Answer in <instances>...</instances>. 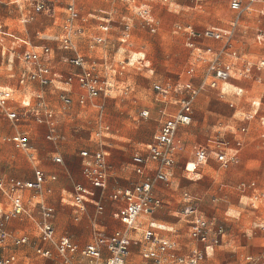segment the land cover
Returning a JSON list of instances; mask_svg holds the SVG:
<instances>
[{
	"label": "crops",
	"instance_id": "1",
	"mask_svg": "<svg viewBox=\"0 0 264 264\" xmlns=\"http://www.w3.org/2000/svg\"><path fill=\"white\" fill-rule=\"evenodd\" d=\"M40 1L44 2L45 8L41 11H37L35 4ZM82 1L83 0H69L66 7L67 13L63 20L61 35H43V39L50 41L52 45L46 42L44 44H35V42L29 38L28 34L23 37L17 36L10 32L7 25L0 22V36L13 39L11 50L14 51V60L12 64L0 65V88L11 92L8 109L19 116V121L14 122L0 111V177L6 182H34L36 179V172L40 171L46 176V182L42 190H27L22 194L27 213L3 223V229L10 234L12 239L4 243L0 242V245H4L9 241L13 242V239L22 237H27L29 240L28 243H30L31 241L27 235L20 236L27 230V227L30 225V220L35 223L39 235V242L45 244V246H36L37 254L38 249L50 251L52 254L51 257L38 254L47 260H38L36 264H67V259H69L72 264H90L88 260L82 257L81 253L88 245L94 242V238L99 232L106 234L108 238L117 232L126 234L130 250V255L127 258L126 264L133 253V248L140 250L146 260V264H157L153 259H147L144 256L146 249L156 251L155 247L145 242V233L149 230L153 231L159 238L175 243L177 249L173 254L178 256L190 255L195 250L204 248L202 244L192 239L190 233V220L182 213L189 205L185 198L186 195H189L198 200L200 214L213 225L209 238L211 248L207 251L205 259L201 264L241 263V260H235L237 257L236 254L239 252L249 253L242 257V264H244V260L248 256L257 259L259 264H264V235L258 232H255L252 236L248 234L247 221L251 217V213L245 212L246 207L243 205L242 200L238 201L232 207L228 208L225 206L220 211L216 210V214H212V217L208 218L204 208V197L200 194L184 192L188 188V185L182 182L179 176L176 177L173 171L179 160L177 137L175 163L173 167L164 169L167 181H156L153 188L155 196L162 200V208L151 215H141L134 228L129 229L120 219L125 212V202L121 200L114 201L111 198L112 195L120 191L129 189L135 184L142 183L149 178L153 179L155 177L159 170V165L157 162H153L149 159L147 154L148 148L155 142V137L160 133L164 123L178 114L182 99L191 97L188 92H178L174 90V88L178 85L185 86L191 84L198 90L206 80L209 64L212 60V56L206 53L207 49L211 48L215 53L222 51L220 60L228 69L229 78L225 81H219L215 88L209 86L210 80L208 79L203 89L193 97L194 114L193 121L190 125L193 124V129H198L200 131V137L213 135L217 128L223 127L226 124L225 120L228 116L226 106L224 103L216 101L217 97H223L224 95L222 88L224 84L239 88V93H242L244 88L236 85V82L242 79L254 81L264 86V68H259V65L264 62V59H260L256 63L251 62L245 58L246 55L239 53L236 48L234 34L237 30L239 21H234L229 29H222L216 26L197 29L191 24L184 26L176 24L174 33L185 36L186 46L192 50L191 56H193V63L186 71V75L190 78L189 80L177 82L175 84L154 85V90L156 85H160L164 88L170 86L172 89L165 96L155 92L163 98L164 102L168 98L174 99V102L165 104L159 111L164 118L160 131L155 134L152 143H146L139 139V136L136 138L128 136L120 137L116 129L113 128L111 130V126L106 122L101 123L100 130L95 133V138H105L106 136H102L103 134L110 136L106 141L108 144L107 148L105 149L103 145H101L98 149V144L93 141L95 139L93 135L89 138L86 137V140L82 141V136L76 134V130L79 132L81 128L75 125V121L78 120L81 115L88 114V110L86 109L87 106L99 108V119H102L104 105L97 104L95 101L108 97L114 88V78L115 74L118 73V69L113 68V63H111L110 69H113V76H103L89 66L88 56L84 55L79 50V43L86 37L87 32V28L84 24L86 19L82 15V10L87 9L88 11H92L99 5L98 3H92L88 7H83L80 5ZM124 1L132 8L134 14L149 27L152 33H156L161 29L162 25V20L155 14L157 5L169 6L176 2V0H174L171 4H165L161 0ZM48 2L49 0H24L21 3H16L14 0H0V5H16L21 8L28 3L31 7L28 13H32L30 19L34 20L37 18V20H40V16L48 15V13H46L48 8L54 7L53 5H48ZM256 2L264 3V0H257ZM70 6H74L78 13L77 19L73 22V29L75 31L73 40L76 46V54L84 59L86 69L93 71L101 79L108 81L110 89L106 96H101L96 99H91L87 96L86 92L80 88L79 83L75 79L76 75L79 74L82 69L74 67L70 62L76 54L62 47L61 40L65 35V26L70 17ZM98 7H100V11L106 12L108 16L102 17V19L107 20V22H104V24L100 26L101 33L95 36L93 40L96 45L106 42L107 34L110 29V22L112 21L111 14L113 12L109 7ZM145 7L149 10L148 19L156 26L155 32L152 31L151 26L147 24L146 19L141 17L138 13V8ZM250 9L251 7L248 8V10ZM52 12L53 10L50 11V13ZM178 27H182L183 29L190 27L197 31L215 28L228 34L230 41L227 39L221 42L205 39H191L186 32L177 31ZM125 28L123 40L127 41L130 37L129 31L131 25L126 23ZM33 29H38V26H33ZM98 39H102V41H98ZM256 41L259 45H264V30H261L257 34ZM94 44H90L89 48L94 49ZM46 49L49 50L48 54L44 53ZM25 53L37 55V60L26 61L24 58ZM233 53H236L237 56H233ZM15 55L17 59L16 62ZM105 64H107V61H105ZM38 66L50 69L52 80L48 85H43L38 81L29 79L31 72H34ZM248 68H250V72H247ZM191 71H193L192 74L190 73ZM119 74L121 75L122 72ZM220 88H222L221 92H219ZM122 90H124V94H129V87L126 86L122 88ZM213 90H218L219 93ZM62 95H66L71 99L72 102L70 105L64 104L61 99ZM200 96L203 97L198 101L195 108V103ZM83 98L85 99L84 104L81 103V99ZM49 112L54 114L53 121L51 122L52 124L45 120L46 114ZM144 113L149 114V112ZM187 126H180L179 129ZM241 131L242 133L236 134L230 131V138L211 136L204 143L197 144L192 152V161L186 163L185 172L198 175L202 173V170L205 169V166H207L210 160L218 162L220 167L224 170L229 169L233 164H237L240 161L241 152L246 141L245 133L247 130L243 128ZM18 135H24L28 138L30 145L29 149H17L9 141L11 138ZM112 139L127 143L133 142V144H138L140 146L146 145L147 150L144 153L136 152L131 164L129 155L126 152V146L121 143H114ZM226 143L229 144V147L226 149L229 156H233L237 153L236 159L228 166H223L214 154L210 155L207 163L204 165H196L195 154L198 147L204 146L210 149H216L219 144ZM84 144L88 145L89 148L83 149L82 145ZM238 144H240V146ZM83 152H89L90 155L97 153L105 155L108 165V179L105 189L95 188L85 177L84 168L88 164L93 163V158L92 156L90 158L83 157ZM137 155H142L145 159L142 166H138L134 161V157ZM57 159L61 161L57 162ZM243 164L247 165L246 162H243ZM138 169H140V172ZM252 184H254V186H251ZM78 185L84 187L88 192L93 194V196L85 195L82 205H78L75 202V197L77 196L76 186ZM239 188L252 189L255 193V195L252 196V199H255V203L252 205L255 206L259 204L264 207V200L259 199L260 194L264 193V190L260 191L255 181L243 182L239 185ZM212 200L214 203L216 202L215 197H213ZM181 202H183L184 205H181ZM42 205L54 210L51 224L55 230L56 241L59 242L61 238L66 237L69 238L77 248L75 251L69 252L67 257L59 255L54 244L44 242L40 238L38 223L42 220L40 212V206ZM99 206H102V211L99 210ZM11 210V201L6 194L0 190V214H8ZM231 210L235 211L236 214H230L229 212ZM242 214L243 216L241 217ZM254 220L255 222L260 220L255 228H259L260 231L264 233L262 229V226H264V214L262 213L260 216H255ZM186 228H188V230H186ZM158 231H163V235L160 236ZM222 236L226 238L224 239ZM217 239H219V243L216 242ZM186 240L188 242H185ZM102 254L103 259L109 255L106 247L103 248ZM9 257H15V262L13 264L18 262L15 254H10L1 258ZM163 257L164 259H168L170 255L167 254ZM95 263L101 264L102 260H97Z\"/></svg>",
	"mask_w": 264,
	"mask_h": 264
},
{
	"label": "rangeland",
	"instance_id": "2",
	"mask_svg": "<svg viewBox=\"0 0 264 264\" xmlns=\"http://www.w3.org/2000/svg\"><path fill=\"white\" fill-rule=\"evenodd\" d=\"M68 3L69 0H49L47 4L54 7L48 8L46 10L48 15L40 16V20L30 19L32 13H28L31 8L28 3L21 8L16 5H0V22L7 25L10 32L17 36L23 37L28 34L35 44L50 43L43 39V35L62 34ZM92 3L109 7L113 11L109 33L105 43L94 44L95 36L101 33L100 26L107 22L102 17L108 15L100 11L98 6L92 11L82 10V15L86 19L84 24L87 32L86 37L79 43V50L88 56L89 66L97 73L113 76V69H110L111 63L113 68L118 69V73L115 74V85L108 97L95 101L97 104L104 105L102 119H99V108L87 106L88 114L81 115L75 121V125L81 128L79 132L76 130V134L82 136V141L92 135L95 138L101 123L106 122L111 126V130L114 128L118 131L117 134L120 137L139 136L138 138L146 143L153 142L155 134L160 131L164 121L159 112L160 109L165 104L174 102L171 98L164 102L163 98L155 92L154 85L175 84L190 79L186 71L193 63L192 50L186 46L185 36L174 33L176 24L181 26L191 24L197 29L211 26L229 29L234 21H239L234 34L238 52L246 55L245 58L254 63L264 59V45H259L256 41L257 34L264 30V3L251 4L247 1L242 12L231 8V0H176L169 6L158 4L155 14L162 20V25L156 33L150 31L124 0H83L80 5L88 7ZM249 7H251L250 10H248ZM51 10H53L52 13H50ZM126 23L131 25V29L130 37L124 41ZM33 26H38V29H33ZM90 44H94V49L89 48ZM12 45V38L0 36V65L12 64L14 60ZM16 60L15 55V62ZM120 72H122L121 75ZM236 85L243 87L244 91L239 93V88L224 84L223 97L219 96L216 99L217 102L225 104L228 116L225 120L226 124L217 128L215 134L200 137V131L193 129V124L179 129L177 135L179 160L173 171L176 177L179 176V179L188 185L184 192L200 194L204 197V208L208 218L212 217V214L215 215L216 210L220 211L225 206L232 207L242 200L246 207L245 212L251 213L247 221L248 234L252 236L258 232L264 235L259 228H255L260 220L257 222L254 220L255 216L264 214V207L259 204L252 205L255 203V199H252L255 195L252 189L239 188L243 182L255 181L260 191L264 190V86L246 79L236 82ZM126 86L130 90L128 95L122 90ZM213 91L218 92V90ZM202 97L200 96L196 101L195 108ZM144 112L149 114L144 116ZM243 128L247 130L246 141L237 164L224 170L218 162L210 160L202 173L198 175L185 172L186 163L192 161V152L197 144L204 143L211 136L230 138V131L233 134L242 133ZM102 136L106 137L93 140L98 144V149L101 145L105 149L108 146L106 141L110 135ZM112 140L114 143L126 146L131 164L136 152L144 153L147 150L146 145ZM82 148L87 149L89 146L84 144ZM213 197L216 198L215 203L212 200ZM181 205L184 203L181 202ZM229 213L236 214L233 210ZM29 222L27 230L20 236L27 235L31 242L14 245L12 241H9L0 245V258L15 254L18 259L16 264H36L38 260H47L36 252L37 245L45 246V244L38 240L35 223L30 220ZM185 225L187 227L186 223ZM158 233L162 236L164 232L158 231ZM248 254L247 252L236 254L235 260H241V263L236 264H242V257ZM130 263L146 264L139 249L133 248L127 264Z\"/></svg>",
	"mask_w": 264,
	"mask_h": 264
},
{
	"label": "built area",
	"instance_id": "3",
	"mask_svg": "<svg viewBox=\"0 0 264 264\" xmlns=\"http://www.w3.org/2000/svg\"><path fill=\"white\" fill-rule=\"evenodd\" d=\"M16 3H21L24 0H14ZM165 4H171L174 0H161ZM246 1H249L251 4L257 0H231V8L234 11L242 12L245 7L244 4ZM135 2V0H132ZM37 11H41L45 8L43 1L37 2L35 4ZM138 13L141 17L146 19L148 25L151 26L152 31H156V26L151 22L149 17L148 8H138ZM70 17L65 26V35L61 40L62 47L65 50L74 52L76 54V46L74 44L73 36L75 31L73 29V22L78 17V13L75 10L74 6L69 7ZM177 31L186 32L189 35V38L194 39H205L212 40L216 42H221L224 39L230 41L229 35L222 32L221 30L215 28H207L202 31L194 30L190 27L182 28L178 27ZM102 41V39H98ZM45 54L49 53V50H44ZM206 53L212 56V60L209 64L207 71L206 80L203 82V85L200 89H195L191 84L182 86L178 85L174 90L178 92H188L191 97L184 98L180 102V110L177 115L171 117L167 122L164 123L160 133L155 137V142L148 148V157L151 161L157 162L159 165V170L156 173L153 179L149 178L142 183L135 184L133 187L120 191L111 196L114 201H123L126 204L125 212L120 217L123 224H125L129 229L134 228L137 223L138 218L141 215H151L160 208H162V200L157 198L153 192L154 184L156 181H167L166 174L164 169H169L173 167L175 163V155L177 152L176 147V137L177 132L180 126L190 125L193 121V97L198 94L200 90L203 89L206 85V81L210 80L209 86L212 88L217 87L219 81H225L229 78L228 69L223 65L221 59L222 51L215 53L211 48L206 50ZM233 56H237L236 53H233ZM24 58L26 61L37 60V55L31 53H25ZM71 64L76 68H81L82 71L76 75L75 79L79 83L80 88H82L87 96L91 99H96L101 96H106L110 89L107 80L101 79L93 71L85 68L84 59L76 54L71 60ZM259 68H264V62L259 65ZM247 72H250V68L247 69ZM191 74L193 71L190 72ZM30 80L38 81L43 85H48L51 78V71L49 68L38 66L34 72H31L29 75ZM171 87H162L160 85L155 86V91L158 94L166 95L171 91ZM11 99V92L0 88V111H2L6 117L14 122L19 121V116L16 113L11 112L8 109V102ZM62 101L65 105L71 104V99L62 95ZM85 99H81V103L84 104ZM144 116H147L148 113H144ZM54 114L49 112L46 114V121H53ZM43 120V119H42ZM17 149L27 150L29 149V140L24 135H18L9 140ZM240 146V144H238ZM229 147V144H219L216 149H210L208 147L200 146L198 147L195 160L197 166H202L207 163L211 154H214L217 160L223 165L228 166L233 162L237 153L233 156H229L226 152V149ZM82 156L85 158H90L92 156L93 163L88 164L84 168V175L87 180L97 189H105L107 187L108 179V165L105 159V155L102 153H97L90 155L89 152H83ZM60 162V159L56 160ZM134 161L138 166L144 164V157L142 155H137L134 157ZM140 172V169H138ZM46 182V176L38 171L36 172V179L34 182H23V181H10L6 182L0 177V190L6 194V196L11 201L12 210L10 213L0 214V242L4 243L12 237L3 229V223L9 221L13 218H17L20 215L27 213V209L24 205L22 194L27 190H42ZM251 186H254L252 184ZM77 196L75 197V202L78 205L84 203L83 197L85 195H91L84 187L78 185L76 186ZM189 205L182 212L183 215L190 220L191 236L192 239L197 241L199 244L204 246L203 249H197L192 252L190 255L178 256L173 254L176 252V244L159 238L153 231L149 230L145 233V242L152 247L156 248L155 250L146 249L144 256L147 259H153L157 264H201L205 259L207 251L211 248L209 244L210 233L212 230V223L205 220L204 217L200 214V208L198 200L193 197L186 195L185 197ZM261 200H264V193L260 194ZM99 210L102 211V206H99ZM40 212L42 220L38 223V229L40 233V238L44 242H49L55 245L58 254L67 257L69 252L75 251L77 248L71 242L69 238H61L59 242L56 241L55 230L51 224V219L54 216V210L52 208L46 207L44 205L40 206ZM264 230V226H262ZM27 237L13 239L15 245H22L28 243ZM219 243V239L216 240ZM106 247L109 255L103 259L102 250ZM38 254L45 257H51L52 254L50 251H43L38 249ZM169 254L168 259H164V255ZM82 257L90 264H96L97 260H102L101 264H126L127 258L130 255V250L128 246V239L125 233L117 232L111 237L104 233H97L94 242L88 245L81 253ZM15 262V257L9 258H0V264H13ZM67 264H72L69 259L66 260ZM244 264H259L258 260L253 257H246Z\"/></svg>",
	"mask_w": 264,
	"mask_h": 264
},
{
	"label": "bare ground",
	"instance_id": "4",
	"mask_svg": "<svg viewBox=\"0 0 264 264\" xmlns=\"http://www.w3.org/2000/svg\"><path fill=\"white\" fill-rule=\"evenodd\" d=\"M191 166H193V165H191ZM194 168V167H193ZM195 170V169H194Z\"/></svg>",
	"mask_w": 264,
	"mask_h": 264
}]
</instances>
